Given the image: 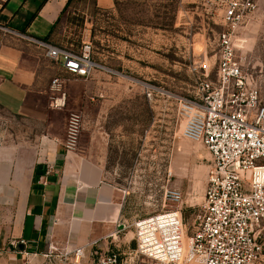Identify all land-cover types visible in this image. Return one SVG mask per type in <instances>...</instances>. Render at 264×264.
I'll return each instance as SVG.
<instances>
[{
  "label": "rangeland",
  "instance_id": "1",
  "mask_svg": "<svg viewBox=\"0 0 264 264\" xmlns=\"http://www.w3.org/2000/svg\"><path fill=\"white\" fill-rule=\"evenodd\" d=\"M254 2L234 47L244 71L264 90V0ZM96 18H89L86 40L93 58L111 73L66 77L13 37L11 44L36 68L34 89L43 92L29 96L30 114L0 106V144L57 137L67 149L75 134L73 148L99 162L104 179L119 187L118 229L107 238L117 245L95 248L80 264L111 250L135 257L134 221L171 208L165 200L171 189L181 193L186 234L198 223L211 156L201 143L183 137L176 97L192 96L205 75L214 76L218 33L225 28L220 10L207 0H115L113 10ZM55 77L63 79L60 90L52 87Z\"/></svg>",
  "mask_w": 264,
  "mask_h": 264
},
{
  "label": "built area",
  "instance_id": "2",
  "mask_svg": "<svg viewBox=\"0 0 264 264\" xmlns=\"http://www.w3.org/2000/svg\"><path fill=\"white\" fill-rule=\"evenodd\" d=\"M7 0H0V8ZM215 5L224 29L218 33L214 76L205 75L190 97L177 96L182 135L201 143L211 156L202 216L187 235L181 193L171 189V208L134 221L136 262L131 255L108 251L90 264H261L264 257V90L243 69L234 47L236 33L255 9L254 0H207ZM0 32L32 45L58 61L66 77H89L111 69L92 56V44L77 48L52 44L0 24ZM65 80V79H64ZM63 79L52 87L60 90ZM74 121L78 116H74ZM73 148L75 134H71ZM52 247V246H50ZM47 256V254H45ZM84 248L63 250L53 264H80ZM146 262V263H145ZM148 262V263H147ZM23 264H30L24 262Z\"/></svg>",
  "mask_w": 264,
  "mask_h": 264
},
{
  "label": "crops",
  "instance_id": "3",
  "mask_svg": "<svg viewBox=\"0 0 264 264\" xmlns=\"http://www.w3.org/2000/svg\"><path fill=\"white\" fill-rule=\"evenodd\" d=\"M114 6L115 0H7L0 24L77 48L87 38L89 18ZM12 39L0 36V106L30 114L25 111L29 96L43 90L34 89L36 68ZM60 140L0 144V264H53L59 252L78 247L90 259L95 248L117 245L107 238L118 229L119 187L104 179L101 164L84 150L64 149Z\"/></svg>",
  "mask_w": 264,
  "mask_h": 264
}]
</instances>
